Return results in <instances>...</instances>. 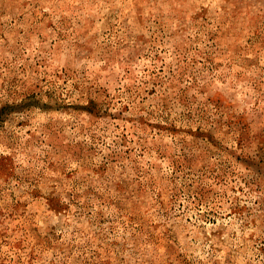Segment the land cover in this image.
I'll return each instance as SVG.
<instances>
[{"label":"rangeland","instance_id":"1","mask_svg":"<svg viewBox=\"0 0 264 264\" xmlns=\"http://www.w3.org/2000/svg\"><path fill=\"white\" fill-rule=\"evenodd\" d=\"M0 264H264V0H0Z\"/></svg>","mask_w":264,"mask_h":264}]
</instances>
